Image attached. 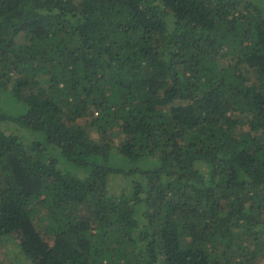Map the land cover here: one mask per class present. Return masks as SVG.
Instances as JSON below:
<instances>
[{"label":"trees","instance_id":"obj_1","mask_svg":"<svg viewBox=\"0 0 264 264\" xmlns=\"http://www.w3.org/2000/svg\"><path fill=\"white\" fill-rule=\"evenodd\" d=\"M2 120L30 264H264V0H0Z\"/></svg>","mask_w":264,"mask_h":264},{"label":"rangeland","instance_id":"obj_2","mask_svg":"<svg viewBox=\"0 0 264 264\" xmlns=\"http://www.w3.org/2000/svg\"><path fill=\"white\" fill-rule=\"evenodd\" d=\"M219 62L223 65H227L231 61V55L226 54V52L223 53V55L219 58ZM40 86H45V81L40 80ZM241 117V116H239ZM242 121L240 124H238L235 129L233 130L234 134H240L248 129V123L246 121V117H241ZM78 125H82L88 129V131L95 137L98 138L97 134L95 133L94 129L89 126V118H80L74 121ZM0 127L6 130L7 132L13 131L16 135L24 137V142L29 143L30 140L33 139L32 134H24L23 129L21 128H14L11 121L8 120H2L0 121ZM123 139V135L117 134L116 136L112 135L111 132H107V136L104 137L105 141H111L115 144H117L119 141ZM201 168L205 170V167L202 165ZM124 179L118 178L117 180H111L110 183L114 186L115 189H119V184L124 183ZM81 214H88V211L85 207H83ZM43 225V223H41ZM19 242H20V236L19 233H12L8 235L6 238H4L0 243V258L2 260V264H30L29 260L25 259L21 254L19 253Z\"/></svg>","mask_w":264,"mask_h":264}]
</instances>
